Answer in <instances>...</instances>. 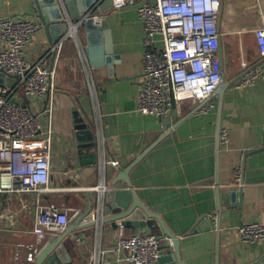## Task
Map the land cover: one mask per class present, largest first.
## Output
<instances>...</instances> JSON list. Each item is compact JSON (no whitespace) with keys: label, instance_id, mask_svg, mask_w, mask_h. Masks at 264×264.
<instances>
[{"label":"crops","instance_id":"0c3cea01","mask_svg":"<svg viewBox=\"0 0 264 264\" xmlns=\"http://www.w3.org/2000/svg\"><path fill=\"white\" fill-rule=\"evenodd\" d=\"M104 2L0 0V17L36 21L26 48L31 61L44 57L51 42L69 25L75 26L74 34L63 42L55 71L49 181L53 189L41 199L62 207L89 208L79 222L86 225L65 237L72 259L68 264H113L108 250L118 236L142 229L99 222L96 204L104 189L115 187L111 182L116 166H127L147 149L129 177L140 200L179 238L183 264H264V242L243 241L238 232L242 223H264V69L250 85L233 84L243 61L264 67L254 35V28L264 21L260 14L264 0H222L217 25L224 74L232 82L222 98L220 128L228 131V140L219 142L218 164L217 95L211 96L214 105L203 115L192 113L198 102L191 99L171 105L162 117L139 112L144 27L136 14L137 3L114 8ZM87 11L101 15V24L84 17ZM0 85L16 87V78L0 71ZM71 90L77 97L89 94L92 115L84 113ZM15 93L23 96L21 87ZM28 101L34 109L43 105L37 97ZM113 158L116 166L110 162ZM237 165L240 183L233 180ZM217 177L221 193L240 187V197L237 193L218 200ZM8 196L0 195V211L9 212L0 218V264H33L34 258L15 250L17 243L35 240L30 231L32 206L21 209L18 198L9 201ZM147 222L162 235L155 217ZM50 235L57 234L49 233L44 244Z\"/></svg>","mask_w":264,"mask_h":264},{"label":"built area","instance_id":"2783aa9c","mask_svg":"<svg viewBox=\"0 0 264 264\" xmlns=\"http://www.w3.org/2000/svg\"><path fill=\"white\" fill-rule=\"evenodd\" d=\"M131 3H137L136 14L144 27L139 112L162 117L171 105L191 99L198 102L192 113H208L214 105L211 95L220 81L219 0H111L114 8ZM260 14L264 19V11ZM84 17L101 24L102 16L97 13L87 11ZM37 26L29 17H0V71L16 78V87L23 89L27 99L37 97L43 101L42 107L34 109L29 101L21 102L23 96L16 95L14 85H0V195H9V201L18 198L21 209L32 206L30 231L35 240L15 245L18 255L29 260H33L49 233H61L80 210L41 200L53 189L49 181L55 71L63 42L74 34L75 26L69 25L48 46L44 57L31 61L26 48ZM254 35L264 57V21L254 28ZM263 69L262 65L243 61L233 84L250 85ZM227 140L228 131L220 128L219 141ZM110 162L117 165L115 158ZM240 178L241 167L237 165L233 180L240 183ZM8 215L7 210L0 211L1 219ZM153 227L147 222L140 230L120 234L108 250L113 264H155L162 249L161 238ZM238 232L243 241L264 242V223H242Z\"/></svg>","mask_w":264,"mask_h":264},{"label":"water","instance_id":"95a60500","mask_svg":"<svg viewBox=\"0 0 264 264\" xmlns=\"http://www.w3.org/2000/svg\"><path fill=\"white\" fill-rule=\"evenodd\" d=\"M104 4H111V0H105ZM219 9H222V0H219ZM103 28V27H102ZM219 47L217 50L219 57V68H220V81L217 88L214 90L211 96L217 95L218 98V109H217V126H218V136H217V164H218V154H219V128H220V113L221 104L224 91L232 82L231 79H226L224 74V59H223V47L221 41V34L218 36ZM52 43V42H51ZM75 95V101L82 106L84 113L89 117L92 115L91 101L89 94H85L81 97H77L74 90H71ZM21 93L23 99L21 102L23 104L27 103L28 99L24 95L23 89L21 88ZM16 101L20 99L16 98ZM74 114H78L77 106L73 107ZM78 121L81 119L76 118ZM162 137V136H161ZM161 137H159L161 139ZM148 150V149H147ZM146 150V151H147ZM145 151V152H146ZM144 152V153H145ZM144 153L137 156L131 163L125 167L116 166V174L114 175L111 184L115 187H108L104 189L97 199L96 211L101 212L99 217V222H110L112 227L121 226L124 228H137L143 227L147 224V219L150 217H155L162 229L163 233L159 237L165 239V243L160 244L162 253L159 255L157 262L155 264H183L181 261L179 238L173 234L169 228L164 223L163 219L157 214L149 210L145 204L140 200L132 182L129 177V171L131 167L142 157ZM114 159V158H113ZM218 176V175H217ZM242 178H240V181ZM122 185H119L120 182ZM115 184V185H114ZM215 191L217 194V199H226V197L233 196L238 193L239 197L241 194V188L230 189L227 193H221L219 191V181L218 177L215 183ZM128 197H131L128 201ZM89 208L80 209L77 213L73 215L69 221L66 228L57 235H50V240L46 242L40 250L34 256L33 264H61L71 263L72 259L68 248L65 243V237L71 234L72 231L78 230L86 225V223H79L80 220L88 213ZM96 221H93L95 223ZM164 249H169L165 251ZM92 264H98L94 261ZM104 264H109L105 262Z\"/></svg>","mask_w":264,"mask_h":264},{"label":"rangeland","instance_id":"374dc122","mask_svg":"<svg viewBox=\"0 0 264 264\" xmlns=\"http://www.w3.org/2000/svg\"><path fill=\"white\" fill-rule=\"evenodd\" d=\"M15 259H16V256H15V254H14V258H13V261H15ZM18 261V260H17Z\"/></svg>","mask_w":264,"mask_h":264}]
</instances>
